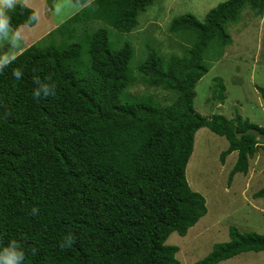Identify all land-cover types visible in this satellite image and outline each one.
<instances>
[{"label":"trees","instance_id":"16d2710c","mask_svg":"<svg viewBox=\"0 0 264 264\" xmlns=\"http://www.w3.org/2000/svg\"><path fill=\"white\" fill-rule=\"evenodd\" d=\"M87 1L71 0L83 8L69 23L23 50L0 74V247L15 239L26 253L24 264H179L178 248L166 240L173 232L185 236L207 212L204 197L186 181L195 133L207 128L224 137L223 161L237 153L229 180L246 175L249 160L264 152V126L240 116L204 117L193 107L196 83L232 43L228 25L238 23L246 7L261 16L264 0H226L203 21L191 14L174 18L168 32L187 34L190 44L166 59L146 45L136 74L133 45L111 49L107 27L132 34L155 0ZM32 11L17 4L9 12L13 27ZM15 67L24 71L21 81L11 75ZM49 73L57 95L34 98L33 76ZM138 76L174 97L162 106L150 93L131 94ZM215 87L223 100L222 83ZM256 89L264 101V88ZM254 198L264 200V189ZM69 233L75 243L62 250ZM263 251L264 235L230 228L229 241L195 264Z\"/></svg>","mask_w":264,"mask_h":264},{"label":"rangeland","instance_id":"374dc122","mask_svg":"<svg viewBox=\"0 0 264 264\" xmlns=\"http://www.w3.org/2000/svg\"><path fill=\"white\" fill-rule=\"evenodd\" d=\"M225 1L155 0L146 12L139 15L138 25L132 34H121L107 27L109 46L117 50L124 42L133 45L135 51L130 69L132 66L135 69L138 57L147 50L146 45L165 59L181 56L191 38L187 34L169 33V23L185 14L203 21L211 9ZM28 4V8L39 12L40 20L34 27L24 29V39L16 55L39 42L52 28L69 23L68 19L77 11L71 1L60 15L53 13L54 1L28 0ZM94 25L104 26L99 22ZM227 30L232 43L224 49L219 60L207 61L211 62V68L195 85L194 110L204 117L220 115L231 120L240 116L263 127L264 101L256 87L264 88V13L256 16L246 7L239 22L229 24ZM76 34L83 36L81 25L76 26ZM81 46L85 54L86 43ZM6 50L7 46L0 44V52ZM215 81L224 87L223 100L219 98ZM130 93H150L162 106L174 97L162 89L148 87L139 76ZM227 147L224 137L213 134L207 128L199 129L194 136L192 154L186 167V181L193 191L204 197L207 212L185 236L173 232L166 240V245L178 248L176 259L179 264H195L207 256L215 244L228 242L230 228L241 233L264 235V200L254 198L256 192L264 189V152L259 150L250 160L246 175L238 173L229 180L237 153L233 152L224 161L221 160V154ZM218 264H264V252H246Z\"/></svg>","mask_w":264,"mask_h":264},{"label":"clouds","instance_id":"9594fccd","mask_svg":"<svg viewBox=\"0 0 264 264\" xmlns=\"http://www.w3.org/2000/svg\"><path fill=\"white\" fill-rule=\"evenodd\" d=\"M28 7V0H0V44L7 46V50L0 52V74H4L5 69L13 65L17 60L16 50L20 49L24 39V29L33 23H38L40 14L38 11H32L25 24L13 27L12 17L9 12L14 10L16 5ZM70 4V0H54L53 13L60 15L64 8ZM35 71V70H34ZM12 77L16 81H21L24 77V71L21 67L12 68ZM54 74L49 73L43 78L33 76L34 90L32 95L36 99L54 98L57 95L58 86L54 82ZM75 237L69 233L61 240L59 247L63 249L69 248L75 243ZM35 251V250H33ZM26 259L25 251L21 250L15 239H10L8 243L0 247V264H24Z\"/></svg>","mask_w":264,"mask_h":264},{"label":"crops","instance_id":"0c3cea01","mask_svg":"<svg viewBox=\"0 0 264 264\" xmlns=\"http://www.w3.org/2000/svg\"><path fill=\"white\" fill-rule=\"evenodd\" d=\"M70 1H71V0H70ZM91 1H92V0L87 1L86 4H88V3L91 2ZM82 8H83V6H77V5H76V10H77V11H79V10L82 9ZM77 11H76V12H77ZM33 27H34V26H33ZM56 27H58V26H56ZM56 27L52 28L51 31L54 30ZM30 28H31V27H30ZM47 34H48V33H47ZM47 34H46V35H47ZM43 37H44V36H43ZM195 134H196V133H195ZM250 160H251V159H250ZM250 160H249V163H250ZM249 163H248V169H249ZM263 252H264V251H263ZM242 254H243V253H242ZM238 256H239V255H238ZM226 261H227V260H226ZM222 262H223V261H222Z\"/></svg>","mask_w":264,"mask_h":264}]
</instances>
